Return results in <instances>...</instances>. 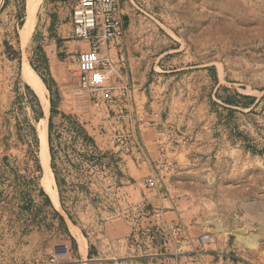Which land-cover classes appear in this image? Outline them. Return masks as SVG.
I'll use <instances>...</instances> for the list:
<instances>
[{
    "label": "rangeland",
    "instance_id": "obj_1",
    "mask_svg": "<svg viewBox=\"0 0 264 264\" xmlns=\"http://www.w3.org/2000/svg\"><path fill=\"white\" fill-rule=\"evenodd\" d=\"M31 1L26 6V0H10L0 9V258L49 255L56 263L67 258L74 264H85L88 247L90 264H166L169 255L163 246L162 231L156 229L142 206L117 190L116 163L129 151L123 136L115 139V145L110 140L118 131L128 134L125 127H116L126 120L133 89L126 84L122 68L111 70L109 80L104 75V79L90 84L77 71L78 84L73 83L62 98L63 115L53 118L54 167L60 186L54 181L50 154L49 168L42 166V124L47 123L49 112L30 87L40 108L26 91L22 71L27 59L39 78L44 74L41 69H45L44 61L47 63L45 44L33 36L22 48L19 37ZM33 1L31 32L40 0ZM234 2L243 4L244 0H119L117 15L132 18L129 34L136 57L141 58L143 53L142 60L148 62V70L140 75V82H144L140 90L146 97L143 110L158 113L159 125L175 131L177 137L165 136L166 143L192 146L193 158L221 161L206 167L215 174L256 173L258 168L262 174L264 25L247 28L236 14L244 12L229 10ZM258 2L264 6V0ZM41 9H46L45 5ZM27 26L28 13L21 41ZM120 33L123 37L122 29ZM12 41L14 48L8 45ZM68 41L77 40L72 37ZM78 51L71 53L72 64ZM106 67L111 68L109 64ZM71 79L75 81L74 75ZM42 92L49 107V92ZM102 98L107 104H91ZM69 117L80 125L87 124L88 131L96 134L100 149L94 160L88 159L80 140L73 142ZM117 144L122 147L116 148ZM47 149L49 153L48 143ZM255 160L261 162L254 163ZM197 169L204 167L198 165ZM40 190L50 204L44 203ZM53 205L60 206L74 225L73 235L75 230L82 231V252L76 237L52 217ZM16 211H22L24 217L14 216ZM33 212L43 213L37 219L39 230L36 234L32 229L20 231L16 223L23 220L25 226L33 225ZM118 221L128 227L125 237H119L124 227L113 225ZM181 234L175 226L167 236L179 244ZM30 235L37 240L34 247L26 246L32 241ZM211 240L212 235L204 233L198 243L203 247Z\"/></svg>",
    "mask_w": 264,
    "mask_h": 264
},
{
    "label": "crops",
    "instance_id": "obj_2",
    "mask_svg": "<svg viewBox=\"0 0 264 264\" xmlns=\"http://www.w3.org/2000/svg\"><path fill=\"white\" fill-rule=\"evenodd\" d=\"M8 1L10 0H0V9L5 7ZM28 1L26 0V6ZM42 5H45L46 9H41ZM117 17L119 18L118 15ZM119 19L121 23L116 37L107 43L101 53L91 54L86 44L68 41L73 37V29L71 11L64 0H40L34 12L33 34L30 37L32 39L35 36L36 40L44 41L46 45L44 53L47 63L45 69H41L44 73L41 75L51 78L55 84L60 97L56 110L60 112L62 98L71 91V85L78 84L77 71L83 81L90 84L102 80L104 75L107 76L105 80H109L108 73L111 70L113 72L116 67L122 68L121 74L124 73L126 84H131L133 89L126 106L125 122L123 124L116 122L121 124L116 128L119 130L125 127L128 134L118 131L110 140V143L115 145V139L123 136L129 151L128 155L116 163L117 190L124 193L126 199L131 198L142 206L149 219L157 226L156 229L162 231L165 240L163 246L169 255L165 263L264 264V171L261 174V169L258 168L256 173L215 174L206 167L214 163L221 164V161L193 158L192 146L166 143L171 135L177 136L173 129L168 130L159 125L158 113L143 110L142 104L146 97L140 90L144 85V82H140V75L141 71L148 70V62L142 60L143 53H140L141 58L136 57L137 52L132 44L133 37L129 34L132 30V18L124 16ZM26 20L27 11L25 23L19 31L22 48L21 33L24 31ZM120 29L123 30V37ZM8 45L14 48L13 41L8 42ZM74 48L79 51L76 53L75 63L72 64L69 59L74 58L71 55L75 51ZM25 61L33 71L27 59ZM116 63L118 65H115ZM108 64L111 68L106 67ZM34 74L40 87L41 79L36 72ZM71 75H74L75 81L71 79ZM45 93L47 94V89ZM91 104L96 107L107 103L102 98L92 100ZM81 125L94 140L97 149H100L96 134L88 131L87 124ZM118 146L120 145L117 144L116 148ZM257 154L256 152L257 158H260ZM261 156L264 157V153ZM198 165L203 166L204 170L197 169ZM53 210L63 218L68 234L75 239L71 232V226L74 225L60 211V206L59 208L54 206ZM42 214L33 212L32 217L35 221L33 225L25 226L21 220L16 226L20 231L32 229V234H36L39 230L37 219ZM14 216L24 217V214L22 211H16ZM56 220L58 221L57 217ZM113 225L124 227V233L119 237L127 235L128 227L123 221L115 222ZM175 226L182 231V240L179 244L167 236L169 230ZM79 232L83 236L80 229ZM204 233L211 234L212 240L202 247L198 243V238ZM36 245L37 240L32 238L26 246ZM86 255L88 259L85 264H90L88 247ZM0 264H74V261L66 258L56 263L49 255H42L0 258Z\"/></svg>",
    "mask_w": 264,
    "mask_h": 264
},
{
    "label": "bare ground",
    "instance_id": "obj_3",
    "mask_svg": "<svg viewBox=\"0 0 264 264\" xmlns=\"http://www.w3.org/2000/svg\"><path fill=\"white\" fill-rule=\"evenodd\" d=\"M64 2L67 4V6L70 8L71 11L73 38H75L77 41L86 44L90 51L89 53L91 54L101 53L106 48L107 43L110 40H113L119 31L120 23H121L120 19L117 17V8L119 5L118 4L119 0H64ZM33 3L34 1L32 0L29 3L27 9L28 26L26 32L22 35V42L24 47L28 44L32 33L30 22L34 8ZM229 10H231L232 13L234 10L243 11L244 12L243 15H240L238 11L236 14L237 16H239L241 22L246 23L247 28H250L249 26H252L253 24L259 25L260 28H262V26L264 25V6H262L258 2V0L257 1L244 0L243 4L241 3L237 4L236 2L231 3V5L229 6ZM22 78L24 82L28 84L30 88L40 97L44 109L46 113H48V107L45 104L44 94L41 88L39 87L36 75L27 66H25L23 67ZM42 125L44 127L43 128L44 136L42 138V143H41L40 158H41L42 166L44 167V169L47 170L49 168L48 167L49 153H48L47 141H46L47 123L44 122V124ZM54 195L52 199L53 202L57 205V198ZM74 236L76 237L77 242H79L80 249L82 252L84 250L82 237L80 233L76 230L74 231Z\"/></svg>",
    "mask_w": 264,
    "mask_h": 264
},
{
    "label": "trees",
    "instance_id": "obj_4",
    "mask_svg": "<svg viewBox=\"0 0 264 264\" xmlns=\"http://www.w3.org/2000/svg\"><path fill=\"white\" fill-rule=\"evenodd\" d=\"M44 66H45V61H44ZM33 71L37 72L36 69H34ZM40 79H41L40 84H41L42 90L45 92V90L47 89V91L49 92V99H48L49 100V117L47 121V126H48L47 140H48V148H49V154H50V168L52 170V173L54 174V180H55L56 185L60 186L61 180L58 178V176L55 173V167H54L55 158H54V148H53V143H52L53 142V139H52L53 118L54 116H56V114H60L61 116L63 115L61 112H58L56 110V107L58 103L60 102V97L57 92V89L55 88V84L51 78L45 79L44 77H42V75H40ZM25 89L26 91H28L30 95H32V98L34 99L35 104L37 105L38 108H40L38 98L35 96L33 91L29 88V86H25ZM52 95H53V98H52ZM245 97L250 100H253V97H250V96H245ZM41 115L42 113H40V117ZM38 117L36 119L37 121L40 118ZM68 122L70 124V131L73 135V138H72L73 142L80 140L85 146L86 156L88 157V159L90 161L94 160L95 155L97 154V147L95 145L94 140L87 134V132L82 127V125H80L78 122L73 120L71 117L68 118ZM35 143L36 144L38 143L37 140L35 141ZM39 193L40 195H42V197H44V203L50 204L49 198L45 195L43 190H40ZM54 215L58 219L59 226L62 228L64 227V230H65L66 226H65L63 218L59 216V214L55 211H54ZM72 242L73 244H75L73 239H72Z\"/></svg>",
    "mask_w": 264,
    "mask_h": 264
},
{
    "label": "water",
    "instance_id": "obj_5",
    "mask_svg": "<svg viewBox=\"0 0 264 264\" xmlns=\"http://www.w3.org/2000/svg\"><path fill=\"white\" fill-rule=\"evenodd\" d=\"M39 105H40V103H39ZM42 109V108H41Z\"/></svg>",
    "mask_w": 264,
    "mask_h": 264
}]
</instances>
